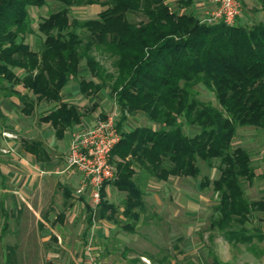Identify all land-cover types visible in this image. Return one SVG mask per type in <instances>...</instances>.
Segmentation results:
<instances>
[{
  "label": "trees",
  "instance_id": "obj_1",
  "mask_svg": "<svg viewBox=\"0 0 264 264\" xmlns=\"http://www.w3.org/2000/svg\"><path fill=\"white\" fill-rule=\"evenodd\" d=\"M255 1L264 13V0ZM49 3L57 8L41 17L33 32L29 8ZM89 5L101 8L93 18L70 17L71 8ZM28 35L36 37V49L26 42ZM81 65L86 77H78ZM71 79L93 108L95 94L107 88L118 112L119 140L109 154L114 179L100 189V218L114 213L105 199L108 184L123 194L120 214L129 222L121 228L132 231L144 211L134 167L164 182L168 177L194 179L198 161L209 165L216 160L217 177H201L198 185H210L217 196L210 229L228 244L250 246L264 239L251 223L254 212H264V202L247 200L242 188L243 181L254 178L249 154L231 148L236 127L264 132V21L207 24L192 14L171 12L162 0H0L1 96H14L24 116L41 102L52 105L38 122L48 124L60 140L84 116L75 104L60 99ZM198 86L211 92L215 106L199 99ZM134 112L152 126L124 130ZM184 127L196 131L189 135ZM22 148L35 160L46 156L39 141H23ZM62 190L68 198L69 189ZM5 231L2 224L0 241ZM3 250L4 264H13L15 247ZM208 264L226 263L212 256Z\"/></svg>",
  "mask_w": 264,
  "mask_h": 264
},
{
  "label": "rangeland",
  "instance_id": "obj_2",
  "mask_svg": "<svg viewBox=\"0 0 264 264\" xmlns=\"http://www.w3.org/2000/svg\"><path fill=\"white\" fill-rule=\"evenodd\" d=\"M56 8L54 3L29 8L33 32H36L39 19ZM213 8L214 5L209 12ZM100 10L97 5L73 7L70 17L93 18ZM241 13L240 0V12L234 23L238 22ZM257 20L258 14H254L245 19L244 24ZM26 42L36 49V37L28 35ZM96 58L112 71L108 61ZM86 75L81 65L78 77ZM76 83L71 79L64 88L71 94L69 102L84 112L83 121L93 122L113 109L107 88L94 96L92 101L96 107L93 108L91 101L78 93ZM15 88L20 89L19 86ZM195 89L201 101L215 106L211 92L200 86ZM4 101H10L12 105H6ZM49 106L36 104L33 112L24 116L19 112L20 104L15 97L7 99L0 94V168L6 174L0 176V226H6L0 241V264H4L3 248L6 245L15 247L13 264H208L212 256L226 264H264V239L253 240L250 246L228 244L209 227L217 196L210 185L205 188L198 185L201 177L209 181L217 177L216 160L210 161L209 165L198 161L199 175L194 179L168 177L164 182L156 181L134 167L135 182L144 193V211L131 232L121 228L129 222L120 214L123 194L111 185L104 187L105 199L114 209L113 214L104 213L109 218H100L98 207L90 212L82 201L72 200L70 195L67 198L58 183L72 192L74 188L66 175L74 170L65 166L63 140L54 139L49 128L37 121ZM2 112L7 115L2 117ZM116 115L118 117V112ZM127 121L123 124L124 130L152 126L141 112L130 114ZM82 129L83 125L70 135ZM183 131L191 135L196 130L184 127ZM22 140H39L43 145L47 144L56 173L39 175L26 165L27 170L20 161L25 159ZM235 147L247 151L254 172L251 183L242 182L245 198L264 202V132L248 126L236 127L231 141V148ZM71 183L74 184V178ZM58 214L62 215L61 222L57 220ZM252 216L253 226L264 233V212H254Z\"/></svg>",
  "mask_w": 264,
  "mask_h": 264
},
{
  "label": "built area",
  "instance_id": "obj_3",
  "mask_svg": "<svg viewBox=\"0 0 264 264\" xmlns=\"http://www.w3.org/2000/svg\"><path fill=\"white\" fill-rule=\"evenodd\" d=\"M214 8L202 22L207 24H234L240 12V0H211ZM117 109L102 118H97L80 132L69 135L65 155V166L78 176L74 194L96 209L100 203V189L114 179V168L109 163L112 147L118 142L119 134L115 122Z\"/></svg>",
  "mask_w": 264,
  "mask_h": 264
},
{
  "label": "crops",
  "instance_id": "obj_4",
  "mask_svg": "<svg viewBox=\"0 0 264 264\" xmlns=\"http://www.w3.org/2000/svg\"><path fill=\"white\" fill-rule=\"evenodd\" d=\"M162 1H163V3H165L168 6V8H169V10L171 12L178 13V14H181V13H189V14H192L200 22H202V20L206 17L207 13L210 11V9L213 6V3H212L211 0H162ZM241 10L243 11V13H241V15L238 17V22H237L238 24H244L245 23L244 22L245 19H247L249 17H252V15L254 16V14H258V20L264 21V13L258 9V6H257L255 0H241ZM241 16L244 17L243 18L244 20L241 19ZM59 95H60L61 101H65V102L70 103L69 102V100H70L69 97H70L71 94L69 92L66 93L65 88L60 91V94ZM12 97H14V96H9V97H7V99H11ZM2 99H4V98H2ZM3 103L6 104V105H8V106L12 105L11 104L12 102H10V101H8L7 103L4 101ZM41 103H43V102H41ZM51 106H49V108ZM49 108H47L44 112H46ZM3 115L6 116L7 114H5V113L2 112V117H5ZM39 116H38V118H39ZM38 118H37V121H38ZM83 119L84 118L81 119V123L79 125L74 126L71 130L66 131L64 133V135H63V138L60 139V140H63L64 149H65L64 156H63L64 162H65V155H66V150H67V142H68V138H69L70 132H72L74 130H79L80 129V126H82V125L85 128L90 123H92L90 121H83ZM126 122L128 123V121H126ZM40 124L45 125L47 128H49L50 132L53 134L52 129L48 126V124H44V123H40ZM0 132H2L1 131V126H0ZM1 134H3V133H1ZM32 141H39V140H32ZM22 142H23V140L21 141V149L23 151V154L25 155V159L28 160V162H29L27 164V162H26L25 159H23V160L20 159V161L22 163H24L25 166L27 165L31 169L36 170L39 173V175H51V174L56 173L54 171L52 157H51V155L48 152V146H47V144L46 145H43L42 142H41L42 147L44 149V152H45V155L46 156L45 157L44 156H40L39 157V160H35L33 154L28 153V152H25L23 150V148H22ZM27 166H26V168H27ZM27 170H28V168H27ZM4 175H6L5 172L0 168V176H4ZM66 178H67L68 182L75 189L77 187V174L75 173V171H70V174H67L66 175ZM73 178H74V184L71 183V179H73ZM58 186L59 187H62V188H60L61 190L63 188L68 189V188H66L64 186H61V184H59V183H58ZM62 193L64 194L63 190H62ZM69 195L72 197V200L73 199L74 200L76 199V200L82 201L84 207L86 206L89 209V211L91 212V209H92L91 208V205L89 203L85 202L82 198L76 196L74 194V190L72 192H71V190H69ZM92 210H94V209H92Z\"/></svg>",
  "mask_w": 264,
  "mask_h": 264
}]
</instances>
